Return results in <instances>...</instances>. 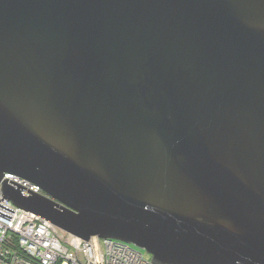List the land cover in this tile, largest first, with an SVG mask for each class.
<instances>
[{
    "label": "water",
    "instance_id": "obj_1",
    "mask_svg": "<svg viewBox=\"0 0 264 264\" xmlns=\"http://www.w3.org/2000/svg\"><path fill=\"white\" fill-rule=\"evenodd\" d=\"M0 184L157 264H264V0H0Z\"/></svg>",
    "mask_w": 264,
    "mask_h": 264
},
{
    "label": "built area",
    "instance_id": "obj_2",
    "mask_svg": "<svg viewBox=\"0 0 264 264\" xmlns=\"http://www.w3.org/2000/svg\"><path fill=\"white\" fill-rule=\"evenodd\" d=\"M5 178L44 193L39 186L14 174H6ZM0 193L2 199L1 184ZM0 204L15 210L12 213L0 207L1 211L12 216L10 219L0 214V228L12 229L22 236L23 248L29 254L27 264H157L141 249L120 240L100 237L83 240L66 232L68 236L64 240L61 236L63 230H57L41 216L17 207L6 198L0 200ZM0 248V254H14L1 245Z\"/></svg>",
    "mask_w": 264,
    "mask_h": 264
},
{
    "label": "rangeland",
    "instance_id": "obj_3",
    "mask_svg": "<svg viewBox=\"0 0 264 264\" xmlns=\"http://www.w3.org/2000/svg\"><path fill=\"white\" fill-rule=\"evenodd\" d=\"M1 195V193H0ZM53 225V224H52ZM57 230V226L53 225ZM62 230V229H61ZM66 231H61V236L65 240V238L68 236ZM12 237V238H11ZM61 239V240H63ZM10 244V245H9ZM0 245L2 248L9 249L14 254H0V264H27V259L29 257V254L25 252L23 248V239L22 236H20L19 233L14 232L12 229H3L0 228ZM26 246V245H25ZM26 248V247H25ZM24 250V253H23ZM1 251V248H0ZM141 251L148 257H151V255L144 249H141Z\"/></svg>",
    "mask_w": 264,
    "mask_h": 264
}]
</instances>
